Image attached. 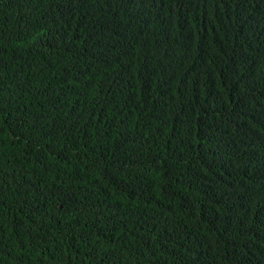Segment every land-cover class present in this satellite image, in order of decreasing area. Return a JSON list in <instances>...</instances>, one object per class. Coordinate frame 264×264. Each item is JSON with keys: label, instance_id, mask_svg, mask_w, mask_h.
<instances>
[{"label": "trees", "instance_id": "obj_1", "mask_svg": "<svg viewBox=\"0 0 264 264\" xmlns=\"http://www.w3.org/2000/svg\"><path fill=\"white\" fill-rule=\"evenodd\" d=\"M0 264H264V0H0Z\"/></svg>", "mask_w": 264, "mask_h": 264}]
</instances>
